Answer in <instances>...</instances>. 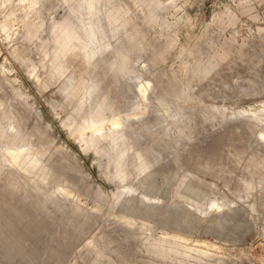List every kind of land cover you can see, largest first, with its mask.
<instances>
[{
	"label": "rangeland",
	"instance_id": "374dc122",
	"mask_svg": "<svg viewBox=\"0 0 264 264\" xmlns=\"http://www.w3.org/2000/svg\"><path fill=\"white\" fill-rule=\"evenodd\" d=\"M0 264H264V0H0Z\"/></svg>",
	"mask_w": 264,
	"mask_h": 264
},
{
	"label": "bare ground",
	"instance_id": "6f19581e",
	"mask_svg": "<svg viewBox=\"0 0 264 264\" xmlns=\"http://www.w3.org/2000/svg\"><path fill=\"white\" fill-rule=\"evenodd\" d=\"M90 10V9H89ZM85 35L87 37H89L90 39H94V34H92V32L90 30H87L85 31ZM140 90H141V93H142V96L144 95V87L142 86H139ZM136 114H140V113H136ZM136 120V119H135ZM117 127L120 129L123 127V125L121 123H118L117 124Z\"/></svg>",
	"mask_w": 264,
	"mask_h": 264
}]
</instances>
